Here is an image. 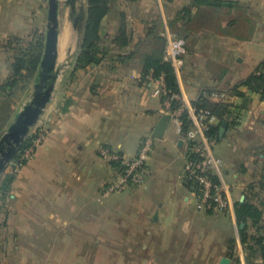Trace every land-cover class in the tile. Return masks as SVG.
<instances>
[{
  "label": "crops",
  "instance_id": "obj_1",
  "mask_svg": "<svg viewBox=\"0 0 264 264\" xmlns=\"http://www.w3.org/2000/svg\"><path fill=\"white\" fill-rule=\"evenodd\" d=\"M83 3L86 14V0L75 10L63 3L72 20L64 25L61 5L58 63L70 65L38 123L48 139L19 172L21 194L11 196L19 238H45L47 246L21 248L18 263L264 264V98L240 86L264 61V0H111L101 62L73 74ZM47 11V0H0V63L9 40L45 39ZM166 31L186 44L180 91L192 103L209 91L211 103L229 107L214 147L232 203L220 216L198 211L197 188L182 182L186 149L173 123L154 137L167 113L144 65L165 52ZM150 137L144 184L107 194L122 171L112 155L134 160ZM244 203L262 212L258 222L238 218ZM257 232L262 248L244 244V233Z\"/></svg>",
  "mask_w": 264,
  "mask_h": 264
},
{
  "label": "built area",
  "instance_id": "obj_2",
  "mask_svg": "<svg viewBox=\"0 0 264 264\" xmlns=\"http://www.w3.org/2000/svg\"><path fill=\"white\" fill-rule=\"evenodd\" d=\"M166 48L163 61L173 67L174 74L180 79L185 67L186 44L177 34L170 31L164 33ZM153 84V94L163 100L164 111L171 116L176 135L184 138L186 149V163L182 173L184 184L192 183L198 189L199 195L196 209L202 212H211L214 216H220L231 210L232 203L228 187L219 180L220 168L224 165L223 160L214 155V147L217 142L208 133L220 118L210 111L197 109L187 96L180 91L179 94L171 93L166 85L163 75L150 76ZM214 98L224 100L225 94H215ZM174 103L177 106H174ZM187 116L190 123L188 132L183 133L182 117ZM31 146L23 151L21 160H31L38 147L43 145L49 136V129L44 123L37 125ZM155 141L152 137L147 138L137 158L126 161L118 155H112L114 161L119 162L123 169L118 181L107 194L123 190L126 186H142L148 174L146 162L153 151ZM103 155L109 154L108 149L101 150ZM192 156L196 158H192ZM21 164L17 165V167ZM212 178H217L215 182ZM106 194V195H107Z\"/></svg>",
  "mask_w": 264,
  "mask_h": 264
},
{
  "label": "trees",
  "instance_id": "obj_3",
  "mask_svg": "<svg viewBox=\"0 0 264 264\" xmlns=\"http://www.w3.org/2000/svg\"><path fill=\"white\" fill-rule=\"evenodd\" d=\"M110 3L111 0H86L85 19L81 24L82 38L73 74L86 70L87 68L95 64L97 65L101 62L102 59L100 55L104 53V48L101 46L100 32L104 19L110 13ZM121 34L120 40L124 46L126 34L124 32H121ZM43 40L44 39L41 37L34 38L32 40L33 43H29V50H21L19 54L15 56L14 62L12 63L13 74L10 77L7 76V85L0 86V89L5 90L8 87L9 89L11 88L13 90L14 83H17L18 80L28 78L30 81L34 78L40 68ZM21 42L22 41L20 40H16L14 43L18 45ZM6 48L8 50V46H6ZM163 56L164 52L160 57L152 56L146 58L144 73L147 75L152 72L156 78L163 75L170 92L179 94L180 89L178 87L177 78L174 74L173 67L171 64L165 63L163 61ZM240 86H246L264 98V61L259 65L255 73L252 74L246 81L241 83ZM240 86H237L236 88L238 89ZM208 94H211V92H203L199 99L193 103V105L199 110H208L213 115L220 118V125L212 127L208 133V135L217 142L219 141L221 124L226 120L230 112L229 107L224 104L211 103L207 98ZM237 95L240 97L242 96L241 94H238V92ZM174 106H177V104L174 103ZM182 124L183 133L185 134L190 128V123L187 120V116L182 117ZM0 130H2V126H0ZM32 141L33 137L30 139V141H27L22 145L19 155L16 156L15 161H20L23 151L31 146ZM192 158L196 157L192 156ZM24 164L26 163L21 164V166H24ZM123 169L124 168L122 167V172ZM13 179V175L10 174L9 177L1 184L0 194L2 196L6 197L9 194ZM212 179L217 182L216 178ZM186 185L189 187L193 186L192 183H187ZM209 214H211V212H209ZM237 215L238 218L244 223H246L248 219L258 222L262 218V212L255 206L247 203H244L237 208ZM245 234L246 233L243 234L244 244H247V242H253L256 248H262L263 237H261L258 232L257 235ZM250 250H252V248H250Z\"/></svg>",
  "mask_w": 264,
  "mask_h": 264
},
{
  "label": "rangeland",
  "instance_id": "obj_4",
  "mask_svg": "<svg viewBox=\"0 0 264 264\" xmlns=\"http://www.w3.org/2000/svg\"><path fill=\"white\" fill-rule=\"evenodd\" d=\"M63 3L64 2H61V16L64 25L66 24V22H70L72 20L69 19L67 9L63 6ZM14 41L15 40L8 41L7 59L3 58L5 59V61L3 60V62L0 63V70L1 72H3V77H0V86L7 85L8 77L13 74L12 63L14 62L15 56L19 54L21 50H29V43H33L31 39H24L18 45L15 44ZM44 45L45 39L43 40L41 60L44 54ZM63 66L64 62L59 64L62 73L64 71ZM38 74L39 71L30 81L28 78L18 80L17 83H14L13 90L11 88L9 89L8 87L5 90L0 89V126H2V130H0V140L2 136L8 131L9 127L15 121L17 115L24 108V106H26L27 104H29L30 101H32L35 93V85L38 82ZM37 125L38 123L31 129L29 135L26 137L25 142L30 141V139L34 136L33 133H35V129L38 127ZM19 152L16 154V156L19 155ZM15 158L8 165L4 174L0 178L1 186L3 181L7 179L10 174H12L14 177L9 194L6 197L0 194V264H19L18 262L20 261L21 255H19L18 252L21 248L27 249V247L33 246H47V240L45 238L22 239L18 236L19 220H16L12 215L15 210V207L14 203L12 202V200L14 201V199H12L11 196L16 198V194H21L22 192L21 187L17 188L15 185L17 183L16 180H18L19 172L22 169L23 165L19 167H17V165H19V163H27L28 160L21 161L20 159V161H15ZM45 226L46 223L40 224L41 229H46ZM27 257L31 259L29 256Z\"/></svg>",
  "mask_w": 264,
  "mask_h": 264
},
{
  "label": "water",
  "instance_id": "obj_5",
  "mask_svg": "<svg viewBox=\"0 0 264 264\" xmlns=\"http://www.w3.org/2000/svg\"><path fill=\"white\" fill-rule=\"evenodd\" d=\"M77 0H64V2L75 10ZM62 0H48L47 11V29L45 34L44 54L40 63L38 74V82L35 85V93L32 101L29 102L17 115L15 121L9 127L8 131L0 140V178L4 174L8 165L15 158L24 144L26 137L31 129L39 123L46 108L50 104L58 86L62 82L64 74L70 63L63 66V73L59 67V35H60V8ZM85 16V4L80 6V14L75 19V27L81 28V24ZM171 124V116L165 115L159 121L154 137L162 139L165 136L169 125ZM228 127L224 122L220 128V136H223ZM181 143H183L181 141ZM244 225L242 226V228ZM223 264H227L224 262Z\"/></svg>",
  "mask_w": 264,
  "mask_h": 264
}]
</instances>
